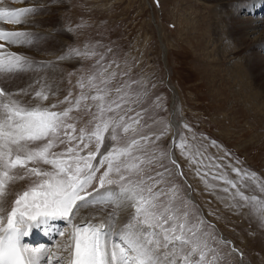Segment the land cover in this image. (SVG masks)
<instances>
[{"label": "rangeland", "instance_id": "1", "mask_svg": "<svg viewBox=\"0 0 264 264\" xmlns=\"http://www.w3.org/2000/svg\"><path fill=\"white\" fill-rule=\"evenodd\" d=\"M10 1L6 0L3 7L33 11L25 15L27 18H21L19 24L0 21V29L26 34L22 38L26 42L20 44L9 45L0 40L3 45L0 52L21 55L31 66L19 72H0V88L22 102L34 101L28 106L55 104L54 111L70 109L65 123L75 126L74 135H78L80 129L91 133L98 123L103 127L104 122L109 121L93 164H99L101 154H107L112 148H126L135 139L141 143L127 156L115 160L114 165H121L123 174L139 179L135 170L125 172L123 164H139L146 175L155 176V172L161 170L156 165L159 160L175 172V165L167 158L174 152L183 176L170 178L171 183L162 187L167 191L172 184L176 185L180 189L178 196L190 201L189 209H198L212 226L216 238L212 247L218 255L214 259L209 254L208 260L212 264H264V87L261 84L255 87L252 71L248 62L246 64V61L254 62L255 58L249 53L248 40L237 43L224 30L225 25L221 23L226 15L222 12L224 4L222 7L216 2L205 5L196 0H24L12 1V6ZM243 1L224 0L225 11L229 9L234 13ZM23 25L31 27L23 32L20 29ZM161 45L166 48V64L162 60ZM4 79L6 82H2ZM126 82L129 86L122 87ZM170 87L176 91V99L172 98ZM22 89L28 95H22ZM37 91L44 92L48 99L38 100ZM116 104L121 108L116 109ZM109 106L112 110H108ZM121 115H125L127 131L116 126L113 139L110 121ZM171 122L177 125L175 133L171 132ZM64 131L60 129L61 139H66ZM142 137L148 140L145 142ZM213 141L215 146H212ZM46 142L29 143L28 147L35 149ZM200 145H207L205 155L220 168H202L200 175L196 174V165H189L182 150L192 154ZM69 146L57 141L49 158H52L51 153L65 152ZM95 146L93 138L81 155L95 151ZM153 157L151 165L141 163ZM33 167L54 171L51 164L40 160L9 169L13 179L5 184L8 210L17 193L40 179L27 173V169ZM106 168V164L102 166L97 177ZM232 168L240 170L239 174ZM205 172L209 175L205 176ZM220 172L237 184L244 199L229 198L237 188L212 178ZM202 177L213 187L207 186ZM110 178L118 180L119 176L113 172ZM97 187L98 179L87 191L92 192ZM225 187L229 192L222 190ZM105 188L117 189L118 185L106 184ZM99 207L105 210L98 213L97 221L110 213V206L101 204ZM123 222L118 223L115 217L109 221L111 228L124 225ZM48 223L57 226L50 234L51 242L46 244L51 245L59 239L57 233L66 228L63 220ZM36 227L49 229L52 226ZM36 227L32 230L37 233ZM118 239L119 232L112 240ZM38 242L37 248L43 246ZM232 247L238 249V253H234Z\"/></svg>", "mask_w": 264, "mask_h": 264}, {"label": "snow or ice", "instance_id": "2", "mask_svg": "<svg viewBox=\"0 0 264 264\" xmlns=\"http://www.w3.org/2000/svg\"><path fill=\"white\" fill-rule=\"evenodd\" d=\"M32 11L30 8L12 10L0 7V21L19 24L21 18ZM25 35L0 29V40L9 45L26 42L22 39ZM30 66L31 62L21 55L0 52V72H19ZM128 86L127 82L122 85L125 88ZM21 94L28 95L23 89ZM35 97L38 100L48 99L42 91L35 92ZM29 103L34 101L22 102L0 88V264H41V261L44 264H212L208 255H213L214 259L218 255L212 247L216 239L212 226L207 224L198 209H189L190 201L178 196L180 189L176 185L172 184L167 191L162 187L171 183L170 178L182 175L180 166L171 159L170 154L167 158L175 165V172L159 160H156V165L161 170L156 171L155 176L146 175L139 164H123L125 172L135 170L140 177L134 179L131 175L123 174L121 165H114V161L127 156L141 141L133 139L126 148H112L107 154H101L99 164H93L104 142L103 133L108 130L109 121H105L103 127L98 123L91 133L80 129L79 134L74 135L77 131L75 126L65 123L70 109L57 112L52 110L56 108L55 104L32 107L28 106ZM120 108V104H116V109ZM108 110H112L111 106ZM103 111L101 106V114ZM125 115L110 121L113 123V139L116 138V126L124 127ZM139 116L140 113H137ZM61 128L65 129L66 139L59 136ZM124 130L127 131V127ZM93 138L95 151L81 155ZM44 140L47 142L41 147H28L29 143ZM142 140L146 142L148 138L142 137ZM57 141L70 146L65 152L51 153L52 158H49L50 150ZM212 146H215L214 141ZM206 150L207 145H200L192 154L182 150L189 165H196L197 175H200L202 168H220L219 164L211 162V157L205 155ZM154 159L141 160V163L151 165ZM37 160L51 164L54 171L35 167L27 169V173L40 179L22 193H17L8 210L5 184L13 179L8 170ZM206 160L209 161L207 164ZM105 164L106 170L97 177V172ZM232 171L239 174L240 170L232 168ZM113 172L118 174V180L110 178ZM204 175H209V172ZM212 178L221 179L232 188H237V192L230 193L229 198L239 196L244 199L237 184L230 181L227 174L215 173ZM97 179L98 187L88 192L87 189ZM202 181L207 185L203 177ZM106 184H117L118 188L106 189ZM222 190L229 192L228 187ZM101 204L114 206V210L97 222L98 213L104 211L99 207ZM125 207H133L134 215L121 225V229H117L119 239L110 241L108 236L112 226L109 221L117 215V210ZM49 220L65 222L66 230L57 233L61 240L36 249L21 244V237L27 236L32 227L47 224Z\"/></svg>", "mask_w": 264, "mask_h": 264}, {"label": "bare ground", "instance_id": "3", "mask_svg": "<svg viewBox=\"0 0 264 264\" xmlns=\"http://www.w3.org/2000/svg\"><path fill=\"white\" fill-rule=\"evenodd\" d=\"M6 0H2L0 3V7H3L4 2ZM12 1H24V0H12ZM10 1V3L12 2ZM37 1V0H35ZM230 1V0H229ZM31 2V1H30ZM39 2V0L37 1ZM36 2V3H37ZM42 2V1H41ZM196 2L198 3H203L205 5H213L214 2L217 3L218 6L222 7V5L224 4V6L222 7V12L225 13V17L222 20V24L223 26L225 25V32L230 35L231 37H234V40H236V42L238 43L240 40H248L249 42V53L254 54L255 58H254V62H249L246 61V64L248 62V65L252 71V75L254 77V80L256 82L255 87L258 88V85L261 87H264V84L262 82H264V0H244L239 6L238 8L235 10L234 13H230L228 10L225 11L226 8V4L224 3V0H196ZM8 3V2H7ZM229 3V2H228ZM20 4V3H19ZM32 4V3H30ZM29 4V5H30ZM44 4V3H42ZM232 4V3H231ZM230 4V6H231ZM15 5V4H14ZM12 6H13V2H12ZM7 7V6H6ZM9 7V6H8ZM13 9V7H11ZM10 8V9H11ZM230 8V7H228ZM232 8V7H231ZM20 9V8H19ZM16 10V9H15ZM233 10V8L231 9ZM230 10V11H231ZM233 12V11H232ZM222 14V13H221ZM224 16V15H222ZM25 17V16H23ZM22 17V19H23ZM30 17V16H29ZM27 18V17H25ZM24 18V19H25ZM24 21V20H23ZM33 23V22H32ZM30 24V23H29ZM27 25V24H26ZM31 27V26H30ZM29 26H24L21 27V31L23 30V32H26V30H28V28L30 29ZM1 28V27H0ZM158 29V28H157ZM35 31V30H34ZM38 31V30H37ZM43 32H45V30H43ZM42 33V32H41ZM47 33V32H46ZM48 34V33H47ZM45 37V36H44ZM161 42V41H160ZM161 47V51H162V57H163V61H165L166 64V48L164 46H160ZM9 50V49H8ZM11 50V49H10ZM13 52V50H12ZM44 53V52H43ZM14 54V52H13ZM46 54V53H45ZM43 55V54H42ZM41 56V55H40ZM38 56V57H40ZM45 56V55H44ZM27 57V56H26ZM43 57V56H41ZM58 57V56H57ZM243 57H246V54L243 55ZM45 59V58H44ZM54 59H57L56 57H54ZM247 59H248V55H247ZM62 63V62H61ZM164 63V62H163ZM256 63V64H255ZM1 75V74H0ZM3 75V74H2ZM8 75V74H7ZM9 76V75H8ZM3 77V76H1ZM4 78V77H3ZM262 78V79H261ZM9 79V78H7ZM12 79V77H11ZM6 79L2 80V82H6ZM10 80V79H9ZM1 83V82H0ZM11 83V82H10ZM2 84V83H1ZM7 84V83H6ZM4 85V84H3ZM9 86V85H8ZM15 86V85H14ZM5 87V86H4ZM12 87H10L11 89ZM5 89H7L5 87ZM169 89H171L172 91V98L176 99L177 98V93L174 90L173 87H170ZM262 92H264V90H262ZM172 120V119H170ZM174 122V121H173ZM173 122H171L172 125V131L173 133H175L176 129H177V125L174 124ZM170 125V126H171ZM173 135V134H172ZM171 159L175 160L176 164H178L176 158H175V154L174 152L171 153ZM180 171V170H179ZM181 172V171H180ZM182 173V172H181ZM183 176V174L181 175ZM190 199H192L190 197ZM193 200V199H192ZM8 202V201H7ZM109 207V206H108ZM109 209V208H108ZM105 210V209H104ZM114 210V206H110V212H112ZM107 211V210H106ZM133 214V208L132 207H125V208H121L119 210H117V215L114 216L115 218H117L118 223L120 221H124L123 224H125L126 220ZM100 216V215H99ZM114 221V220H113ZM99 222V221H97ZM47 225V224H46ZM59 225V224H58ZM114 225V224H113ZM119 224H117L118 226ZM115 225V227L110 229V233L108 236V239L111 241L113 239V237L116 235V233L118 232L117 229H119L120 227H117ZM121 226V225H119ZM57 226H53L49 229H38L39 231L36 233L34 232V230H32V228L29 230V234L27 236H22L21 237V244H23V240L24 238H29V241L32 239H38L41 240H47V238L45 237V235L47 233H51V230L56 228ZM35 229V228H33ZM54 231V230H53ZM55 232V231H54ZM32 235H36V236H32ZM224 237V236H223ZM222 237V241H225V239ZM56 238V237H55ZM61 237H59L58 240ZM52 240V239H50ZM58 240H54V241H58ZM28 241V243H29ZM48 242V241H47ZM230 241H228L227 243H229ZM50 243V241H49ZM29 246V245H28ZM39 246V243H38ZM31 248H36L35 245H33ZM234 253H238V249H236L235 247H232ZM66 254V253H65ZM42 264V262H41Z\"/></svg>", "mask_w": 264, "mask_h": 264}, {"label": "water", "instance_id": "4", "mask_svg": "<svg viewBox=\"0 0 264 264\" xmlns=\"http://www.w3.org/2000/svg\"><path fill=\"white\" fill-rule=\"evenodd\" d=\"M172 145V144H171ZM172 148V147H171Z\"/></svg>", "mask_w": 264, "mask_h": 264}]
</instances>
